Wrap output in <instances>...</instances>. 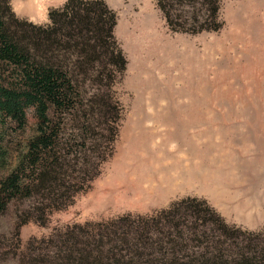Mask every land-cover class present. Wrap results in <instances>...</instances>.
<instances>
[{
  "label": "trees",
  "instance_id": "obj_1",
  "mask_svg": "<svg viewBox=\"0 0 264 264\" xmlns=\"http://www.w3.org/2000/svg\"><path fill=\"white\" fill-rule=\"evenodd\" d=\"M0 0V125L36 134L7 173L0 130V213L16 200L41 205L35 221L72 203L107 159L119 115L112 86L126 66L114 37L116 13L104 0H67L47 24ZM173 32L218 31L219 0H157ZM27 223L32 213L21 216ZM16 264H264V228L228 224L205 201L184 198L152 215L74 224L23 246ZM5 252H0V258Z\"/></svg>",
  "mask_w": 264,
  "mask_h": 264
},
{
  "label": "rangeland",
  "instance_id": "obj_2",
  "mask_svg": "<svg viewBox=\"0 0 264 264\" xmlns=\"http://www.w3.org/2000/svg\"><path fill=\"white\" fill-rule=\"evenodd\" d=\"M104 1L116 13L114 37L126 58L112 86L119 115L108 157L89 187L45 222L35 221L41 205L31 200L0 213V264H16L17 232L25 246L74 224L152 215L184 198L205 200L245 231L264 228V0H219L222 27L197 34L171 31L157 0ZM148 97L163 99L161 110L178 129L170 145H150L165 154L152 163L126 154L136 148L130 127L141 128L154 111ZM0 130L9 152L4 174L36 134L33 109L24 130L10 120Z\"/></svg>",
  "mask_w": 264,
  "mask_h": 264
},
{
  "label": "bare ground",
  "instance_id": "obj_3",
  "mask_svg": "<svg viewBox=\"0 0 264 264\" xmlns=\"http://www.w3.org/2000/svg\"><path fill=\"white\" fill-rule=\"evenodd\" d=\"M148 99L151 101L148 102V106L152 107L154 111L151 114L149 113L150 115H147L146 117L141 116L142 117L141 128L136 129L133 126L130 127V130L128 131L126 137L130 144H132L133 142L135 143L136 148H134L135 152L130 154L128 151L126 154L128 157L131 156L134 157V155H136L141 159H143L146 163L148 161L152 163L154 162L153 158L162 159L165 154L163 153L164 152L163 150L161 149L155 150L156 148L154 149L153 147H150V145H152L156 140H160L161 142H164L167 146L170 145L178 129H177L176 121L169 115L166 116L165 112L161 110L162 105H165L161 103L163 99L160 98L154 102H152L151 97H148ZM123 171L124 174L121 177L122 178L125 177L127 180H129V182L126 181L127 183L130 182L134 183L135 181L132 177L134 174L132 176L131 175L128 176L125 174L126 171L125 170ZM124 175H126L127 177ZM116 187L117 188L121 187L120 180H117Z\"/></svg>",
  "mask_w": 264,
  "mask_h": 264
},
{
  "label": "crops",
  "instance_id": "obj_4",
  "mask_svg": "<svg viewBox=\"0 0 264 264\" xmlns=\"http://www.w3.org/2000/svg\"><path fill=\"white\" fill-rule=\"evenodd\" d=\"M66 0H12L11 5L15 14L35 24H47L49 10L63 6Z\"/></svg>",
  "mask_w": 264,
  "mask_h": 264
}]
</instances>
